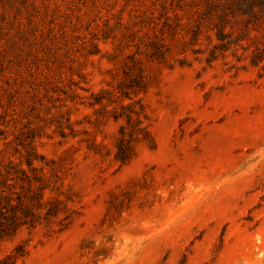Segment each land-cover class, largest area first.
Returning <instances> with one entry per match:
<instances>
[{"label": "rangeland", "instance_id": "1", "mask_svg": "<svg viewBox=\"0 0 264 264\" xmlns=\"http://www.w3.org/2000/svg\"><path fill=\"white\" fill-rule=\"evenodd\" d=\"M0 259L264 264V0H0Z\"/></svg>", "mask_w": 264, "mask_h": 264}, {"label": "trees", "instance_id": "2", "mask_svg": "<svg viewBox=\"0 0 264 264\" xmlns=\"http://www.w3.org/2000/svg\"><path fill=\"white\" fill-rule=\"evenodd\" d=\"M0 212H1V210H0ZM0 215H1V213H0ZM0 225H1V220H0ZM0 264H16V262H15L13 257L9 256V257L0 259Z\"/></svg>", "mask_w": 264, "mask_h": 264}]
</instances>
